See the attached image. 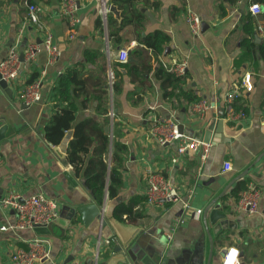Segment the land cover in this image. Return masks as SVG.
Returning <instances> with one entry per match:
<instances>
[{
	"label": "crops",
	"instance_id": "0c3cea01",
	"mask_svg": "<svg viewBox=\"0 0 264 264\" xmlns=\"http://www.w3.org/2000/svg\"><path fill=\"white\" fill-rule=\"evenodd\" d=\"M27 1L30 0H0V61L19 40L20 53L40 40L35 28L25 25ZM77 1L81 23L77 36L70 39L68 25L60 12L61 0H34L41 8L42 21L52 31L61 55L49 63L47 52L40 51L33 63L25 64L20 79L9 84L12 95L0 86V120H5L11 131L0 141L3 157L0 198L11 192L23 197L43 193L58 200L60 212L65 203L78 204L86 200L65 175L67 171L72 176L74 173L72 166L61 157L62 154L66 157L71 132H67L56 151L55 145H49L36 130L42 118L47 119L45 125L54 110L60 107L52 98L54 88L62 76L75 68L87 82V97L74 98L76 123L88 118L104 121L106 116L102 109L106 101L98 99L97 95L101 89H108L110 122L104 130L127 146L122 168L123 186L115 200L105 194L103 207L140 197L145 199L136 208L141 215L137 221L114 219L122 238L126 240L136 234V251L144 250L146 254L168 259L172 264H222L223 251L229 253L231 248L239 250L240 264H264V159L253 166L264 151V56L260 52L264 45V30L258 31L259 24L264 27V4L253 0H241L240 4L233 0H135L143 20L142 27L138 28L134 19L117 38L112 33L124 17L119 5L112 0L107 3L109 8L112 5L118 8V17L111 11L105 15L99 0ZM252 3L262 7V13L257 17L249 10ZM187 9L198 13L207 24L199 35H193L186 22ZM112 18L114 23L110 25ZM155 31L169 36V42L160 54H154L141 42ZM251 32L255 39L248 46L244 41L251 38ZM122 49L134 57L139 67L151 66L140 80L133 77L130 67H121L118 53ZM138 49L143 51L141 56L136 55ZM88 50L91 51L89 57L86 55ZM182 61L188 64L183 89L191 90L198 97L194 102L209 104L202 117L192 112L193 102L167 98L157 76L160 63L167 69ZM43 70L42 100L26 105L20 99V91L33 79L40 78ZM246 73L251 74L252 90L243 87L242 79ZM112 75L113 78L117 75L120 81V91L116 93L111 86ZM235 90L239 96L233 106L237 103L240 108L236 111H244L245 115L231 118L227 115L226 97ZM215 120L214 134L221 133L224 140L212 144L210 156L204 163L199 152L190 151L178 156L175 144L161 145L153 134L156 126L165 129L169 122H175L184 124L185 134L193 136V131H205ZM115 121L117 124L114 125ZM109 158L111 166V155ZM225 163L231 164L230 170H225ZM248 168L245 177L261 190L259 212L248 215L238 209L239 199L231 194L234 184L219 200L226 206L224 212L234 227L226 229L222 236L216 235L209 221L213 207L207 213L206 210L225 187ZM153 174L164 176L184 198L192 190L193 212L201 209L202 213L198 216L192 212L182 221L181 203L148 205L146 190ZM75 179L87 193L83 180ZM15 220L11 209L0 206V227ZM204 220L209 222L213 233L211 259V243ZM169 233L173 235L171 239H168ZM114 237L119 240L112 225L101 226L93 221L86 226L80 215L77 224L66 231L59 226L47 233L36 229L17 233L0 231V264H15L11 260L15 250L28 247V241L36 238L48 240L51 246L50 258L39 264H51V261L57 264L72 261L114 264L116 261L113 262L107 244V240ZM70 257L73 260L67 263Z\"/></svg>",
	"mask_w": 264,
	"mask_h": 264
},
{
	"label": "built area",
	"instance_id": "2783aa9c",
	"mask_svg": "<svg viewBox=\"0 0 264 264\" xmlns=\"http://www.w3.org/2000/svg\"><path fill=\"white\" fill-rule=\"evenodd\" d=\"M103 6L104 14L110 11L107 5L108 0H99ZM235 3L240 4L241 0H233ZM27 19L26 26L35 28L40 35L39 40L29 44L27 48L21 52L24 54V60L20 59L19 46L21 40L9 48L8 54L0 61V80L9 84L16 82L22 76L25 64L33 63L37 54L40 51H46L48 54L49 63L55 62L61 55V51L54 41L52 31L45 25L41 18V8L34 2L27 1ZM250 12L255 16L262 13V7L259 3H252L249 6ZM61 16L66 20L69 30V38L74 39L77 36L78 26L81 23V18L78 14V1L77 0H61ZM185 19L193 35H199L202 31V17L191 9L185 11ZM263 25H258V31H263ZM128 51L122 49L118 53V59L122 63L128 62ZM188 64L185 61L178 62L174 66L167 67L168 71L174 73L178 77L186 75ZM41 77L37 78L31 83H28L20 91V99L26 104L31 105L35 102L42 100L43 88V75L45 70L41 73ZM113 78V75H112ZM243 87L246 90L253 89L251 74L246 73L242 79ZM239 96L238 91H231L226 97L227 101V115L231 118L244 116V111H236L233 102ZM209 109V104L206 101L193 102L191 110L198 116L202 117ZM114 115L113 110L110 113ZM162 122H165L162 120ZM162 128V127H161ZM158 143L161 145L175 144L177 147V155L183 156L190 151L200 153V159L204 163L210 156L212 144L206 143L203 140H198L193 136L178 131V124L169 122V126L165 129L156 128L153 131ZM3 163V157L0 152V164ZM225 170L231 169L230 163H225ZM193 191L188 192L187 198L178 191V189L170 183L161 174H153L149 177V183L146 190V202L148 205H165L172 203H181L183 207V218L186 219L191 214L200 215L202 210L193 212L190 198ZM261 197V190L254 185L253 182L248 184L247 189L242 192L238 201V209L248 215H254L259 212V201ZM0 206L11 209L16 216L15 222L0 227V231L11 230L13 232L34 230L37 227H46L54 222L60 216V205L57 199L51 198L43 193L23 197L22 195L11 192L5 197L0 198ZM193 212V213H192ZM168 239L172 238V233H169ZM116 240L112 238L107 240L110 245ZM50 242L45 239H32L28 241V247H19L11 256V260L15 264H39L50 258L51 253ZM99 252L97 253V257ZM51 264H57L51 261ZM70 264H82L79 261H72ZM134 264V263H128ZM222 264H240L239 250L231 248L229 253H226Z\"/></svg>",
	"mask_w": 264,
	"mask_h": 264
},
{
	"label": "trees",
	"instance_id": "16d2710c",
	"mask_svg": "<svg viewBox=\"0 0 264 264\" xmlns=\"http://www.w3.org/2000/svg\"><path fill=\"white\" fill-rule=\"evenodd\" d=\"M112 1L123 9L124 16L123 21L115 28L116 30L112 35L120 38V31L128 24H132L134 19L136 20L135 25L138 28L142 27L143 20L136 8L135 0ZM253 1L264 4V0ZM30 2H34V0H30ZM113 23L114 19L112 18L110 25H113ZM250 34L251 38H246L244 41L248 46H251L250 41L255 39V34L253 32ZM141 42L151 49L154 54H160L165 44L169 42V36L164 32L155 31L141 39ZM260 52L264 56V45L260 47ZM142 54L143 51L141 49L136 50V55L141 56ZM86 55L89 57L91 51H86ZM137 63V61L126 62L120 65L124 68L130 67L133 77L140 80L144 72L149 71L151 66L144 65L139 67ZM157 76L162 81V87L165 90L167 98H177L178 100L184 98L188 102L198 100V97L193 95L191 90L185 91L183 89L185 79L188 77L187 72L184 77H178L160 63L157 68ZM34 80L30 81V83ZM98 80L103 81L102 79ZM86 83L81 72L75 68L69 70L60 78L52 96L54 102L60 104V107L54 110V113H52L48 122L44 125V134L48 142L58 146L66 138L67 132H71V138L66 149L65 162L72 166L74 176L84 181V185L91 191L93 199L99 205H103L106 193H108L111 200H115L118 197L120 188L123 186L122 168L127 146L114 135H110L104 130V126L110 122L108 115L110 111V94L108 89H101L97 95L98 99L106 101L105 107L102 109L106 116L104 121L99 122L93 118H88L76 123V104L74 103V98L80 95L87 97ZM111 86L114 93L120 91V81L117 75L112 79ZM64 104L67 105L64 106ZM234 108L235 110H239L240 106L235 103ZM115 124H117L116 121ZM110 155L111 166L109 164ZM249 183V177L237 181L231 190V194L239 199L242 192L247 189ZM144 200V198L140 197L129 202H116L113 218L121 222L137 221L141 215L138 214V209L136 208L142 205Z\"/></svg>",
	"mask_w": 264,
	"mask_h": 264
},
{
	"label": "water",
	"instance_id": "95a60500",
	"mask_svg": "<svg viewBox=\"0 0 264 264\" xmlns=\"http://www.w3.org/2000/svg\"><path fill=\"white\" fill-rule=\"evenodd\" d=\"M110 11L115 13L118 17L120 16V11L116 6H111ZM207 24L202 21V31L206 29ZM40 42V40H39ZM20 59L24 60V54H20ZM128 62H135V59L133 56L128 57ZM0 86L5 89L10 95L11 88L9 86V83L0 80ZM46 118H42L39 122V125L37 127V132L39 135L45 139L44 134V123L46 122ZM216 125V120L212 121L209 126H207L205 131L196 132L193 131V137L198 140H203L206 143L215 144L219 142L220 140H224L221 133H215L214 129ZM106 131L109 132V127H106ZM178 131L180 133H185L186 128L184 124L178 125ZM190 132V130H188ZM11 134V131L9 130V127L6 125L5 120H0V141H2L4 138L8 137ZM199 134V135H197ZM49 145L53 147V144L48 142ZM56 151L59 150L58 146L54 147ZM62 159L65 158V155H61ZM262 159H264V151L259 156V158L254 162L253 166L258 164ZM251 168V167H250ZM250 168L243 171L240 175L235 177L224 189L223 193L216 197L208 206L206 213L213 207V209L210 210V224L213 227V232L216 235L222 236L226 229L229 227H234V223L228 219V215L224 212L226 209V206L219 203V200L221 197H223L227 191L239 180L243 179L249 172ZM65 175L68 177L71 184L78 189L82 195L86 197V200L82 203L78 204H71V203H65L60 212V216L51 224H49L46 227H37L35 228L37 231H45L46 233L52 231L54 227L59 226L62 231H66L68 228L74 226L78 222V215L81 216V219L84 223V225L88 226L93 221L97 222L101 226H107L112 225L114 228L116 236H118L119 240L115 238V244L111 243L110 248L108 249L109 252H112V260L115 262L114 264H128V263H134V264H172L171 261L168 259H160L158 256L146 254L144 250H135V245L137 242L135 241L136 234H133L128 239H123L120 231L116 227L115 220L113 218V212L115 208V203L109 204L108 206L103 207V205H99L92 197L91 191L85 187L84 181H82V185L86 189L87 193L84 191L83 187L80 185V183L75 179L72 174L67 171ZM206 231L211 243V250L209 259L212 257L213 253V233L210 230L209 222L207 220H204ZM233 225V226H232ZM227 253V250L223 251V256H225ZM73 260V257H70V259L67 261V263L71 262ZM105 264V263H101ZM109 264V263H108ZM210 264V263H208Z\"/></svg>",
	"mask_w": 264,
	"mask_h": 264
}]
</instances>
